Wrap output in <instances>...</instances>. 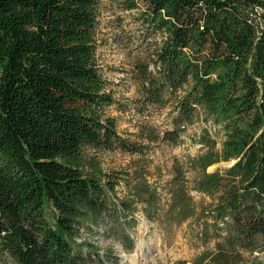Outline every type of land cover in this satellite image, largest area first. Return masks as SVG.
Segmentation results:
<instances>
[{
    "label": "trees",
    "instance_id": "1",
    "mask_svg": "<svg viewBox=\"0 0 264 264\" xmlns=\"http://www.w3.org/2000/svg\"><path fill=\"white\" fill-rule=\"evenodd\" d=\"M118 1L135 29L134 106L140 115L167 110L161 131L142 122L134 139L106 114L115 99L99 62L100 0H0V254L16 264H87L73 247L86 221L133 218L136 202L148 221L181 224L195 216L191 189L208 198L204 243H216L190 264L264 252V0ZM196 121L213 132L197 135L204 151L188 159L191 187L172 166L162 216L140 173L126 183L130 200L115 202L121 175L76 163L83 147L139 155L177 143Z\"/></svg>",
    "mask_w": 264,
    "mask_h": 264
},
{
    "label": "rangeland",
    "instance_id": "2",
    "mask_svg": "<svg viewBox=\"0 0 264 264\" xmlns=\"http://www.w3.org/2000/svg\"><path fill=\"white\" fill-rule=\"evenodd\" d=\"M101 15L99 38L102 47L99 51L101 74L108 82V90L115 99L114 104L106 109V114L114 117L117 129L122 136L134 139L140 123L148 121L153 129L161 131L167 124V110L144 112L140 115L135 108L137 93L135 83L130 78L129 65L131 50L134 48L129 37L135 31L130 22V15L121 11L117 0H100ZM213 132L211 123L196 121L181 135L177 143L155 142L144 153L129 155L118 150L96 151L91 147H83L81 159L77 165L84 171L97 169L104 173L112 172L121 175L119 184L115 187V202L120 199L130 200L126 183L133 179L135 172L140 173L147 183L154 187L160 197L159 215L167 208L168 194L166 192L169 180L173 176L172 166L179 163L182 166L188 187H191L193 171L188 168V159L204 151L197 143V135L202 128ZM218 141L222 137L215 134ZM225 165V164H224ZM209 167L208 170L214 169ZM125 171L128 175H125ZM123 175V176H122ZM120 177V176H119ZM195 205V216L181 224L166 225L159 220L148 221L141 204L131 202L134 216L104 215L96 223L86 221L75 237V251L87 258V264H190L192 260L204 251H215V239L204 243L203 219L201 210L208 198L203 194L190 190ZM112 209H110L111 211ZM143 245L142 250L138 248ZM243 261L239 264H252V259L264 263V252H243ZM0 264H16L11 257L0 254Z\"/></svg>",
    "mask_w": 264,
    "mask_h": 264
},
{
    "label": "bare ground",
    "instance_id": "3",
    "mask_svg": "<svg viewBox=\"0 0 264 264\" xmlns=\"http://www.w3.org/2000/svg\"><path fill=\"white\" fill-rule=\"evenodd\" d=\"M142 248H143V245L141 244L138 249L141 251Z\"/></svg>",
    "mask_w": 264,
    "mask_h": 264
}]
</instances>
